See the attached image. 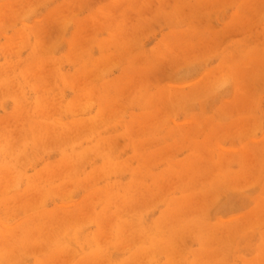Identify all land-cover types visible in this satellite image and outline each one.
<instances>
[{"label":"rangeland","instance_id":"obj_1","mask_svg":"<svg viewBox=\"0 0 264 264\" xmlns=\"http://www.w3.org/2000/svg\"><path fill=\"white\" fill-rule=\"evenodd\" d=\"M0 264H264V0H0Z\"/></svg>","mask_w":264,"mask_h":264}]
</instances>
